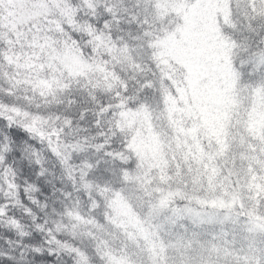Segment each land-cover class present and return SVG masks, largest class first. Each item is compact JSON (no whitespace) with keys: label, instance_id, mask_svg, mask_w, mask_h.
Masks as SVG:
<instances>
[{"label":"trees","instance_id":"1","mask_svg":"<svg viewBox=\"0 0 264 264\" xmlns=\"http://www.w3.org/2000/svg\"><path fill=\"white\" fill-rule=\"evenodd\" d=\"M261 53L264 0H0V264H264Z\"/></svg>","mask_w":264,"mask_h":264},{"label":"snow or ice","instance_id":"2","mask_svg":"<svg viewBox=\"0 0 264 264\" xmlns=\"http://www.w3.org/2000/svg\"><path fill=\"white\" fill-rule=\"evenodd\" d=\"M260 57H261L262 62H264V53H261L260 54ZM9 127H11V125H9ZM0 143H6L7 144V147L10 150H15V149H13V142H11V141H6L4 138H0ZM3 159H6V157H4ZM52 240H55V237H53ZM52 240L47 241V243L48 244H51L52 243ZM36 251L39 253L41 250L40 249H36ZM52 252H53V249L50 247L48 249V254L49 255H52Z\"/></svg>","mask_w":264,"mask_h":264},{"label":"rangeland","instance_id":"3","mask_svg":"<svg viewBox=\"0 0 264 264\" xmlns=\"http://www.w3.org/2000/svg\"><path fill=\"white\" fill-rule=\"evenodd\" d=\"M190 122H186V126H188V127H191V125H193V122L191 123V124H189ZM194 125H195V123H194ZM187 130H189V128H187V127H185Z\"/></svg>","mask_w":264,"mask_h":264}]
</instances>
